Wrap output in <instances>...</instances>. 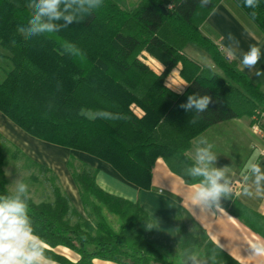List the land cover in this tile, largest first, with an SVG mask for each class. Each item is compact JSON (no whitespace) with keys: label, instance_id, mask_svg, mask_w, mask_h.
<instances>
[{"label":"trees","instance_id":"16d2710c","mask_svg":"<svg viewBox=\"0 0 264 264\" xmlns=\"http://www.w3.org/2000/svg\"><path fill=\"white\" fill-rule=\"evenodd\" d=\"M221 1L201 7L200 0H139L127 8L118 0H102V6L82 22L25 39L17 28L30 18V0H0V47L10 53L12 63L0 80V112L32 137L107 162L141 190L151 189L153 168L160 158L187 183H196L185 174L193 164L188 154L193 139L217 123L264 111L260 86L201 31ZM233 1L264 34V0H258L255 9L245 7L244 0ZM61 41L76 45L84 58L66 52ZM190 42L204 47L225 77L202 70L189 59L183 49ZM145 48L164 62L161 72L141 57ZM180 61L188 82L183 94L166 86L171 69ZM194 93L212 97L205 113L179 107ZM100 111L121 118L82 114ZM10 145L15 148L14 160L26 158L52 176L47 180L52 182L53 199L36 202L30 196L28 214L46 244L67 246L79 256L72 261L48 251L46 255L59 264H95V259L183 264L185 250L208 256L215 247L205 229H190L181 213L178 236L166 234L139 200L104 190L97 182L98 169L83 161L76 164L71 155L67 166L86 215L81 213L56 182L57 174L2 133L0 195L10 192L5 171ZM221 206L264 237V216L240 204L234 194L222 199ZM148 224L153 229H147ZM210 264L242 263L217 249Z\"/></svg>","mask_w":264,"mask_h":264},{"label":"crops","instance_id":"0c3cea01","mask_svg":"<svg viewBox=\"0 0 264 264\" xmlns=\"http://www.w3.org/2000/svg\"><path fill=\"white\" fill-rule=\"evenodd\" d=\"M216 8H218L217 14L209 15L201 26L203 34L219 44L226 57L235 60L240 70L239 53L237 58L233 59L225 50L229 43L226 39L227 34L232 33L237 38L240 51H247L250 45H257L261 49V60L257 68L264 71V34L233 0H222ZM243 72L264 92V78L251 74L248 69ZM184 88L185 86L180 87V89ZM172 89L175 90L176 87ZM252 124V117L243 116L212 125L193 139L188 154L193 160L195 141L205 137L213 145L212 151L217 155L216 166L229 167L237 201L264 216V198H249L241 194L244 186L243 177L247 173L248 165L255 162L264 168V135L255 133ZM0 133L25 151L30 150V144H42L56 153L62 152L66 161L70 155L78 154L77 156H80L83 162L98 169L97 182L104 190L133 201L139 200L140 205L160 229L173 238L178 236L177 219L181 213V219L190 229H205L212 241L213 238L218 239L223 245L222 249L242 264H264V256L253 255L251 247L257 243L264 244V237L227 209H224L226 213L217 212L215 215L201 213L199 207L193 206L189 199L192 184L187 183L182 176L175 173L162 158L157 160L153 168L151 189L141 190L122 177L107 162L84 152L32 137L1 112ZM28 153L34 156L33 152ZM39 160L42 159L39 158ZM64 188L70 197L75 199L76 207L81 211L83 206L77 185L71 180L68 181L67 188ZM193 211L196 213L195 216ZM94 262L95 264H115L101 259H95Z\"/></svg>","mask_w":264,"mask_h":264},{"label":"clouds","instance_id":"9594fccd","mask_svg":"<svg viewBox=\"0 0 264 264\" xmlns=\"http://www.w3.org/2000/svg\"><path fill=\"white\" fill-rule=\"evenodd\" d=\"M210 3L211 0H200L201 7ZM244 4L245 7L255 9L258 7V0H244ZM101 6L102 0H30L27 5L31 13L30 18L26 25L18 26L17 32L25 39L43 34H55L68 28L73 22H82ZM217 12L218 8L213 7L209 14L216 15ZM252 15L254 16L255 12ZM226 39L229 43L225 50L233 59L237 58L239 53L241 70L248 69L251 74L264 78V71L257 68L261 60L260 47L250 45L247 51H240L239 41L232 33H228ZM61 44L69 54L84 58V54L76 45L68 41H61ZM169 77L166 86L173 88V82ZM175 90L183 94V89L178 86ZM210 103H212L211 96L194 93L188 95L186 103L180 104L179 107L187 112L202 114L208 110ZM82 114L88 115L89 118H121L119 115L104 111ZM198 118L199 116L194 117L192 123ZM212 148L213 145L205 137L198 138L195 141L193 164L185 169V174L197 181L190 186L189 199L192 205L199 207L201 213L215 215L217 212H225L221 201L231 198L234 194V186L229 175V167L216 166L217 155ZM243 180L244 186L241 191L243 196L264 198V168L259 163L252 162L248 165ZM29 199L28 185L21 179L11 184L9 194L0 195V264H53L46 255L47 244L36 234L32 226L28 214ZM193 215H196L194 211ZM146 227L149 230L153 229L152 224ZM213 243L215 247L208 256L185 250L183 264H210V261L216 258L217 249L223 248L218 239L213 238ZM251 247L253 255L264 256V244L257 243Z\"/></svg>","mask_w":264,"mask_h":264},{"label":"rangeland","instance_id":"374dc122","mask_svg":"<svg viewBox=\"0 0 264 264\" xmlns=\"http://www.w3.org/2000/svg\"><path fill=\"white\" fill-rule=\"evenodd\" d=\"M118 2L123 7L129 8V7L136 5L139 2V0H118ZM183 53L189 59H191L196 64H198L202 68V70L204 69L210 73H216V74L221 75L222 77H225L223 71L217 66V64L214 62L213 58L211 57V55L208 53V51L204 47L190 42L184 47ZM8 55H10V53L0 47V80H2L5 77V71L9 70L12 67V63ZM141 57L151 66L152 69H154L157 72H161L165 68L164 62L158 56H156L152 51H150L148 48H145L142 51ZM182 68H183V64L180 61L171 69L168 77L172 74L174 70H176L175 73L169 77V79L171 82H173L172 87L178 86L180 88V87L185 86V88L183 89V92H184L185 89L187 88L188 82L181 74ZM168 77H167L166 82H168ZM134 108L135 110L137 111L139 110L138 112H140V109L138 107H134ZM18 147L23 152H25L28 156H30L33 160H36L50 167L58 176V181L56 182H58L60 186L62 187V189L68 194V192L66 191L64 187L67 188L68 181L73 180V177H72L71 171L69 170L67 166L68 161L64 160L65 157L62 152L56 153L53 150H50L48 147H44L42 144L41 145H31L30 144V150L27 147L26 148L28 149L27 150L28 152L30 151L34 153V156H35L34 157L32 156V154H29L27 151H25L22 147L20 146ZM9 149H11L10 152H8ZM14 150L15 148H13L10 145V148H8V151H7L5 171H6V176L8 179V184H7L8 188L11 189V184L15 180L21 179L28 185L29 194L36 202L52 200L53 199V194L51 191L52 182L47 180V178L52 177L51 174L33 165L26 158L22 157L19 161L14 160L11 154V151H14ZM73 155L76 157V161H75L76 164L83 161L80 156L79 157L77 156L78 154L77 155L73 154ZM39 158L42 160H39ZM70 199L73 205L76 207L75 199L73 200V198L71 197ZM82 206H83V203H82ZM80 212L86 215V211L84 207L83 209H81ZM48 251L59 254V255H63L72 261H77L79 257L78 254L73 249L67 246H64V245L50 246L49 244H47L46 253ZM51 260L53 261V264H59L55 260L53 259Z\"/></svg>","mask_w":264,"mask_h":264},{"label":"built area","instance_id":"2783aa9c","mask_svg":"<svg viewBox=\"0 0 264 264\" xmlns=\"http://www.w3.org/2000/svg\"><path fill=\"white\" fill-rule=\"evenodd\" d=\"M252 128L255 133L264 135V111L256 113L253 117Z\"/></svg>","mask_w":264,"mask_h":264}]
</instances>
